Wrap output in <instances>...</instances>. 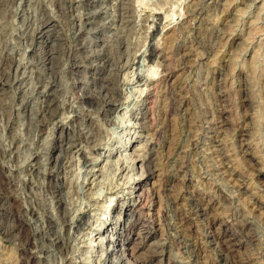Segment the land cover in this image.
<instances>
[{"label":"rangeland","instance_id":"374dc122","mask_svg":"<svg viewBox=\"0 0 264 264\" xmlns=\"http://www.w3.org/2000/svg\"><path fill=\"white\" fill-rule=\"evenodd\" d=\"M123 1L0 0V68L10 60L0 69V264H23L9 195L34 264H108L122 245L127 256L158 247L182 261L192 248L172 242L181 218L192 264H227L224 240L240 264H264V0ZM46 17L48 42L38 35ZM182 48L192 49L184 65ZM108 75L116 97L101 87ZM168 87L179 95L172 105ZM49 100L53 114L39 117ZM138 185L147 209L135 212Z\"/></svg>","mask_w":264,"mask_h":264},{"label":"bare ground","instance_id":"6f19581e","mask_svg":"<svg viewBox=\"0 0 264 264\" xmlns=\"http://www.w3.org/2000/svg\"><path fill=\"white\" fill-rule=\"evenodd\" d=\"M10 3H11V0H8ZM63 0H61V2H62ZM123 1V0H122ZM135 1H137V2H139V3H143L144 4V2H146L147 0H135ZM124 2V1H123ZM157 3V2H156ZM162 3H164V4H166V3H170V1L169 0H162ZM8 4V3H7ZM158 4H160V3H158ZM198 4V3H197ZM212 4V3H211ZM59 5V4H58ZM145 5V4H144ZM127 6V5H126ZM156 6H157V4H156ZM161 6V5H160ZM216 7V6H215ZM194 9V8H193ZM200 9V8H199ZM198 9V10H199ZM207 9V8H206ZM190 11H192L193 12V10H190ZM200 11V10H199ZM207 11V10H206ZM185 13H189V10L187 9V10H185ZM43 14H45V13H43ZM43 14H41V15H43ZM196 14V13H195ZM196 15H198V14H196ZM44 16V15H43ZM192 16V15H191ZM91 17V16H90ZM188 17V16H187ZM229 18V17H228ZM37 19V18H36ZM43 19V18H42ZM205 19V18H204ZM190 20V19H189ZM39 21V20H38ZM41 22V21H40ZM7 23V22H6ZM49 23H50V21H49V18L48 17H46V18H44V20L42 21V28H41V30L39 31V34L38 35H40L39 36V38H41L42 40H45L44 42H48L49 40L50 41H52L51 40V37H56V36H52V32L53 31H51V33L50 32H48V31H46L45 29V27H50V26H48L49 25ZM194 24V23H193ZM54 25V24H53ZM182 25H184V24H182ZM188 25V24H187ZM191 25V24H190ZM210 25V24H209ZM38 27V26H37ZM55 28V27H54ZM187 28V27H186ZM217 28V27H216ZM222 28V27H221ZM38 29H39V27H38ZM48 29V28H47ZM50 29V28H49ZM207 29V28H206ZM55 30H57L56 28H55ZM55 30H54V32H55ZM192 30V29H191ZM204 30V29H203ZM219 30V29H218ZM197 31V30H196ZM189 32V31H188ZM210 33V32H209ZM196 35V34H195ZM174 36V35H173ZM201 36V35H200ZM219 36V35H218ZM201 39V38H200ZM216 39V38H215ZM54 40V39H53ZM174 40V39H173ZM191 40V39H190ZM116 43V42H115ZM113 45V44H112ZM196 45V44H195ZM220 46V45H219ZM176 47H178V46H176ZM201 47V46H200ZM53 48V47H52ZM61 48V47H60ZM164 48H166V47H164ZM51 49V48H50ZM180 49V48H179ZM182 50V53H179L180 54V58H176L178 61H179V63L180 64H185V60L187 59V58H189L190 56H191V50L189 51H187V50H185V51H183L184 49L182 48L181 49ZM50 50H47V53H46V55H47V60H49V63H52L53 61H51V59H50V57H51V52H49ZM211 52V51H210ZM44 53H45V51H44ZM176 53H178V52H176ZM203 53V52H202ZM158 55H160L161 57H163L164 59H167L166 58V54L163 52V51H158V53H157V56ZM176 55V54H175ZM178 55V54H177ZM33 56V55H32ZM45 56V55H44ZM171 56V55H170ZM9 57V56H8ZM8 57H6V59H8ZM174 57V56H173ZM179 57V56H178ZM11 58V57H10ZM114 59H115V57H114ZM5 60V59H4ZM12 60V59H11ZM52 60H54V58L52 59ZM188 60V59H187ZM187 60H186V63H187ZM9 61L10 60H6L5 62H3V64H2V66H1V72H2V70L4 69V68H7L8 67V63H9ZM57 61V60H56ZM177 61V62H178ZM107 62H109V65H112L113 66V64L111 63V61L110 60H107ZM189 62V61H188ZM81 63V62H80ZM113 63H115V62H113ZM8 64V65H7ZM164 64V63H163ZM169 64V63H168ZM175 64V63H174ZM183 64V65H184ZM218 64V63H217ZM6 65H7V67H6ZM108 65V66H109ZM177 65H179V64H177ZM186 65H189V64H186ZM53 66V65H52ZM111 66V67H112ZM180 66H182V65H180ZM168 68V66H165V68ZM51 68V67H50ZM114 69H116L115 67H113ZM8 69V68H7ZM52 69V68H51ZM54 69V68H53ZM169 69V68H168ZM217 69V68H216ZM5 70V69H4ZM170 70V69H169ZM211 70V69H210ZM116 71V70H115ZM166 71H167V69H166ZM171 71V70H170ZM1 72H0V74H1ZM50 73H51V71H50ZM110 73V72H109ZM4 74V73H3ZM102 74V73H101ZM171 74V72H167V74H166V76H169ZM222 74V73H221ZM106 75V74H105ZM1 76V75H0ZM38 76V75H37ZM50 76V75H49ZM7 77V76H6ZM105 77V76H104ZM110 77L111 76H109L108 75V77L104 80V81H102V85H101V87H102V89H104V91L105 92H107L108 94H110V96L111 95H113V97L115 96V92L113 91V83H112V81L110 80ZM42 78V77H41ZM112 79V78H111ZM4 80V79H3ZM5 80H7L6 78H5ZM41 80V79H40ZM165 81H166V78H165ZM3 82H5L6 83V81H3ZM3 82L2 81H0V86H2L3 85ZM44 83H46V82H44ZM158 83H160V81H156L154 84H153V90H155L156 89V87H157V89H158V87L159 86H157L158 85ZM92 88V87H91ZM156 89V90H157ZM244 90V89H243ZM1 91H2V88H1ZM215 91V90H214ZM213 93V92H212ZM219 93V92H218ZM221 93V92H220ZM219 93V95L217 96L218 97V100H220V103H221V107L218 109L219 110V112H221L222 110H223V108H224V106L225 105H223L222 104V102L224 101V99L222 98L223 97V95H221ZM243 93V92H242ZM8 94V93H7ZM165 94L166 95H168V97H169V99H170V101H171V105H172V101L175 103V101L178 99V101H179V95H178V92L177 91H175L174 89H172V87H168V88H166V90H165ZM104 95H106V94H104ZM107 96V95H106ZM152 96V95H151ZM116 97V96H115ZM110 98V97H109ZM107 99H108V97H107ZM148 99V98H147ZM5 100V99H4ZM52 100V99H51ZM181 100V99H180ZM2 101V100H1ZM109 101V100H108ZM52 101H48V102H46L47 104L45 105V108L44 109H42V111H41V115L39 116V117H46V116H48V115H51V114H53V103H51ZM82 102V101H81ZM86 102V101H85ZM96 105V104H95ZM174 105V104H173ZM112 106V105H111ZM149 106V105H148ZM148 106H147V104H145L144 106H143V110L141 111V120H140V125H141V127L142 128H144V130H145V128L147 129L148 128ZM44 107V106H43ZM98 107V106H97ZM218 107V106H217ZM225 109V108H224ZM6 110V109H5ZM29 111V110H28ZM31 115V114H30ZM219 115V114H218ZM207 117V116H206ZM217 117V116H216ZM222 117V116H221ZM220 116L219 117H217V118H221ZM225 117V116H224ZM216 118V119H217ZM29 120H30V118H29ZM227 120V119H226ZM237 120V119H236ZM212 121V120H211ZM215 120H213V122H214ZM246 121V120H245ZM33 122V121H32ZM209 122V121H208ZM224 122V119L223 118H221V120L217 123H215V126H213L214 128L212 129V131L214 132V134H217L218 133V131H219V129H220V125H217V124H220V123H223ZM205 123V122H204ZM226 123V122H225ZM224 124V123H223ZM239 126V125H238ZM212 127V126H211ZM222 127V126H221ZM242 125L239 127V135L241 136V135H243L241 132V129H242ZM210 128V127H209ZM219 128V129H218ZM206 129V128H205ZM42 130V129H41ZM148 130V129H147ZM207 130V129H206ZM236 130V129H235ZM28 131V130H27ZM187 131V130H186ZM212 131H211V133H212ZM221 131V130H220ZM244 131V130H243ZM206 132V131H205ZM208 132V131H207ZM244 133V132H243ZM159 135V134H158ZM161 135V134H160ZM209 136H210V134H209ZM171 137V136H170ZM232 137V136H231ZM243 137V136H242ZM202 138V137H201ZM210 138V137H209ZM216 138H218V137H216ZM245 138V137H244ZM165 139V138H164ZM214 139V138H213ZM198 140V139H197ZM215 140H217V139H215ZM199 141V140H198ZM197 141V142H198ZM230 141V140H229ZM244 140L242 139V138H240V144H238V145H240V148H241V152H245L246 151V145H245V143L243 142ZM173 142V141H172ZM239 142V141H238ZM191 143H192V141H191ZM194 143V142H193ZM216 143V142H215ZM237 143V142H236ZM16 144V143H15ZM196 144V143H195ZM235 144V143H234ZM234 144H232V145H234ZM215 145V144H214ZM229 145V144H228ZM170 146V145H169ZM174 146V145H173ZM178 147V146H177ZM213 147V146H212ZM215 147V146H214ZM213 147V148H214ZM229 147V146H228ZM172 148V147H171ZM211 148V147H210ZM209 148V149H210ZM156 149V148H155ZM240 150V149H239ZM232 151V150H231ZM218 152V151H217ZM215 153H216V151H215ZM222 154V153H221ZM158 155H159V153H158ZM211 155V154H210ZM118 156V155H117ZM117 156H115L114 157V159L113 160H110L108 163H107V165H106V169H105V171H104V173H103V178H104V180L106 181V182H111V175L113 174V171L115 170V168H116V164H117V162H116V158H117ZM231 156V155H230ZM15 157V156H14ZM38 159V158H37ZM173 159V158H172ZM200 159V158H199ZM202 159V158H201ZM154 160L156 161V159H155V157L152 155V154H149V155H147V157H144L142 160H141V164H143L145 167H146V172H147V174L148 173H150L152 170H151V168L153 167V165H154ZM159 160V159H158ZM225 160V159H224ZM253 162V161H252ZM257 163V162H256ZM248 164V163H247ZM251 164V167L253 168V169H255L256 170V164L255 163H250ZM249 164V165H250ZM203 165V164H202ZM158 166V165H157ZM204 166V165H203ZM223 167V166H222ZM226 167V166H225ZM224 167V168H225ZM204 168V167H203ZM217 168V167H216ZM215 168V169H216ZM218 169V168H217ZM221 169V168H220ZM226 169V168H225ZM250 169V168H249ZM216 171V170H215ZM218 171V170H217ZM222 171H224V169L222 170ZM209 172V171H208ZM211 172V171H210ZM220 172V171H219ZM231 172V171H230ZM252 172V171H251ZM258 172V171H257ZM224 173H227V171L225 172L224 171ZM224 173H221V175L222 174H224ZM233 173V172H232ZM173 174V173H172ZM231 174V173H230ZM230 174H229V176H230ZM253 175V174H252ZM203 176V175H202ZM237 177V176H236ZM239 178V177H238ZM229 179V178H228ZM214 180V179H213ZM234 180V179H233ZM236 180V179H235ZM169 181V180H168ZM237 181V180H236ZM218 182V181H217ZM220 183V182H219ZM30 184V183H29ZM236 184V183H235ZM3 185H6V184H4L3 182H2V178H0V187L1 186H3ZM222 185H223V183H222ZM4 187H6V186H4ZM169 187V186H168ZM220 188H221V186H220ZM144 189V187L142 186V185H138V188H137V195H136V204H135V206H134V211L135 212H138L139 210H142V209H144L146 206L144 205V201H143V190ZM2 192V191H1ZM260 192V191H259ZM9 193V192H8ZM191 193V192H190ZM6 195V194H5ZM58 196V195H57ZM56 197V196H55ZM3 198H4V196L3 195H0V211H3V210H5L4 208L5 207H3ZM8 199L10 200V202H11V205H13L12 207H13V212H11L12 213V221H13V231L15 232V234L18 236V243L17 244H19L22 248H21V253L20 254H22V256H21V258H20V260H21V262L23 263V264H34V260H35V255H34V253H33V251H32V249L34 248V243H33V241H32V238H31V236H30V234H29V232L27 231V228H26V225L24 224V222H23V220H22V218H21V213H20V208H19V205H18V201H17V199L16 198H14V197H12V196H8ZM145 199V198H144ZM166 199V198H165ZM228 200V199H227ZM58 201H59V199H58ZM199 207H198V210H201V211H203L204 210V208H202V206L203 205H201V202L200 201H197V203H196ZM252 207V206H251ZM170 208V207H169ZM146 209H147V207H146ZM262 209V208H261ZM63 210V209H62ZM197 210V211H198ZM235 210V209H234ZM64 211V210H63ZM62 211V212H63ZM30 212H32L31 210H30ZM147 212V211H146ZM199 212V211H198ZM169 213V212H168ZM195 213V212H194ZM244 213V212H243ZM142 214H144V212L142 213ZM163 214V213H162ZM209 214V213H208ZM253 214V213H252ZM146 216V215H145ZM140 217V216H139ZM177 221H180V228L181 229H183L182 231H184V233H185V235L187 236L188 235V231H189V229L188 228H183L184 227V225H185V218H181V220H177ZM237 221H241V229L243 230V232H244V235H249V234H253L252 232H251V228H250V221H248V220H246V219H243V218H238V220ZM66 222V221H65ZM11 224V223H10ZM252 227V226H251ZM10 228V227H9ZM170 228V227H169ZM238 229V228H237ZM179 230V229H178ZM183 233V234H184ZM173 234V233H172ZM181 234H182V232H181ZM179 235L178 237H176V238H172V242L173 243H176L177 245H180L181 246V248H186V249H190V248H192V251L191 252H189L185 257H183V259H182V261L184 262V263H187V264H192V261L191 260H194V258H196L195 257V250H194V248H193V245L191 244V242H190V240L185 236V235ZM54 235H55V233H54ZM58 235V234H57ZM12 236H13V234H12ZM189 237V236H188ZM170 238V239H171ZM171 241V240H170ZM171 242V243H172ZM41 243V242H40ZM41 245V244H40ZM233 245H234V243H233V240H227V241H225L224 240V242H222V248H221V250L223 251V253H222V260L223 261H225V263H227V264H240V257L238 256V255H235L234 253H232V251H233V249H232V247H233ZM66 246V245H65ZM123 246V245H122ZM120 247V249H121V251H122V256L120 255L118 258H116V260H114V259H110L109 261H108V264H182L183 262L180 260V261H177L176 259H174V258H172V257H166V259H164V257H163V255H162V253L160 252V251H157L158 249V247L157 248H153V249H151L149 252H148V254H143V255H141V254H138V255H135L134 253H132V254H130L129 253V256H127V254L125 253V250H124V247ZM59 249V248H58ZM130 249V248H129ZM131 251H132V249H131ZM85 252H88V250H85ZM136 252H138V251H136ZM176 252V251H175ZM116 255V254H115ZM173 256V255H172ZM245 258H247V257H245ZM255 258V257H254ZM260 258H262V257H260ZM121 260V261H120ZM122 260L123 261H125L124 263H122ZM264 260V259H263ZM250 261V260H249ZM247 263H248V261H247ZM196 264V263H195ZM198 264V263H197Z\"/></svg>","mask_w":264,"mask_h":264}]
</instances>
